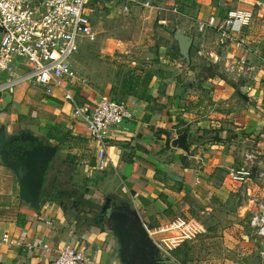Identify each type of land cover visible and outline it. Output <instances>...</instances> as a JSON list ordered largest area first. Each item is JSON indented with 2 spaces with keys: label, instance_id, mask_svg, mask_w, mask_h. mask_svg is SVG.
<instances>
[{
  "label": "crops",
  "instance_id": "obj_1",
  "mask_svg": "<svg viewBox=\"0 0 264 264\" xmlns=\"http://www.w3.org/2000/svg\"><path fill=\"white\" fill-rule=\"evenodd\" d=\"M226 1L158 0L168 11L134 9L131 15L137 26L133 32L144 37L150 32L147 42L109 35L101 51L108 55V40H117L114 51H123L124 60L110 53V68L105 71L88 65L83 76L73 70L76 79L70 95L78 105L116 97L126 101L134 114L111 128L104 145L75 115V106L60 88L45 94L39 86L23 84L13 94L0 96V264H53L57 252L46 250L44 243L51 248L62 244L81 249L94 264H124L119 239L107 220L113 204V208L129 205L128 210L148 228L167 224L186 210L189 197L205 196L199 183L205 182L215 166H241L243 151L251 143L261 149L259 163L264 173V71L260 70L264 30L254 31L250 26L240 34L252 49L250 62L260 76V81L252 83L248 77L230 81L223 74L227 62L239 55V46L214 29H198L212 15L225 17L231 9ZM255 3L264 6L261 0H241L236 9L253 10ZM92 10L96 38L98 11L105 21H120L119 12H125L123 4ZM176 12L198 23L192 33L176 28L194 38L190 63L180 53L176 29L169 31L176 25ZM247 83L253 88L249 90ZM215 131L223 140H214ZM24 133L58 147L45 183L57 187L51 199H41L39 208L19 197L18 177L3 156V141L19 139ZM182 133L187 134L188 150L175 143ZM106 154L108 163L102 169L99 163ZM255 192L264 197L263 189H247V195ZM68 193L92 201V209L101 212L111 197V206L100 220L103 226L88 205L77 203L66 213L59 199ZM250 202L245 200L246 205ZM5 235L21 244L5 242Z\"/></svg>",
  "mask_w": 264,
  "mask_h": 264
},
{
  "label": "built area",
  "instance_id": "obj_2",
  "mask_svg": "<svg viewBox=\"0 0 264 264\" xmlns=\"http://www.w3.org/2000/svg\"><path fill=\"white\" fill-rule=\"evenodd\" d=\"M91 1L0 0V71L8 73L5 80H0V96L13 94L23 84L39 86L45 94H52L56 88H60L75 106V115L83 120L92 137L104 145L111 128L132 119L134 114L124 100L104 96L95 104L81 106L70 95V87L76 79L72 57L83 42L96 40L89 11ZM101 1L107 4L121 3L125 12H129L132 6L164 9L153 0ZM252 19V10L233 9L222 19L210 16L199 24L198 29H214L227 42L239 46V55L229 60L224 69L229 78L240 80L248 77L253 83L260 81L259 72L250 62L252 49L240 35L251 26ZM260 70L264 71V60ZM247 88L250 90L253 86L247 83ZM247 156L253 161L255 154L249 153ZM107 163L106 154L100 160V168L103 169ZM251 172L250 168L233 169L234 178L239 180H245ZM250 227L254 235L264 240V202L259 203L258 209L250 217ZM147 230L159 252L157 264H183L175 250L184 241L194 238L200 232V226L197 221L180 216L167 224L147 227ZM3 240L11 245L21 244L8 235ZM31 247V244L28 245V248ZM43 247L57 252L53 264H94L81 249L62 244L51 248L49 243H44Z\"/></svg>",
  "mask_w": 264,
  "mask_h": 264
},
{
  "label": "rangeland",
  "instance_id": "obj_3",
  "mask_svg": "<svg viewBox=\"0 0 264 264\" xmlns=\"http://www.w3.org/2000/svg\"><path fill=\"white\" fill-rule=\"evenodd\" d=\"M153 1L160 4L158 0ZM226 2L228 8H231L229 11L233 8L236 9L237 5L241 4V0H227ZM91 3L89 9L107 7V3L101 0H92ZM121 5V3L110 4L113 7ZM180 6L181 4H179V8ZM134 9L142 10L145 8L132 6L129 12H119L121 15L120 21H105L100 17L102 14L100 11L96 13L94 28L99 32L98 36L96 41L87 40L83 42V50L72 57L71 61L75 72L82 73L81 75L84 76L88 65H90L89 67H98L100 71H105L106 68H110L111 59L109 58L113 57L110 53H115L117 60L123 59L120 56L125 54L123 51H114V45L118 43L117 40H108L111 46L108 55L101 51V45L104 44L109 35L113 39L120 38L124 41L134 37L139 44L144 41L147 42L151 37L150 32H147L148 35H145V37L140 36L138 31L133 32L137 26V22L131 15L134 13ZM180 9L182 10V8ZM163 11H168V9L165 8ZM252 11L254 12L251 30L261 32V30H264V6L255 3ZM92 12L93 10L90 14L93 18L94 14ZM174 18L176 25L174 24L172 28H169L170 33L180 27L185 28L189 31L188 33L196 31L197 21L194 20L193 22L190 19L187 21L178 12H176ZM82 51H85V53L82 54ZM80 59L85 60L83 64L78 63ZM223 74L227 78L225 69ZM7 77V72L0 71V80H5ZM228 79L230 81L234 80L231 77ZM252 144L256 146V143H251L250 146H247L246 151L244 149V161L240 164L241 166H234L236 169L240 167L252 169L251 175L246 177L245 180H239L234 178L233 166H215L207 173L209 176L205 179V182L199 183L205 196L189 197L187 200L188 207L177 216L193 219L200 226V232L194 238L184 241L175 250V254L183 261V264H264V240L254 235L250 227V217L258 209L259 203L264 202V197L261 194L255 192V194L247 195L249 187L264 190V173L259 163L262 156L261 149L259 151L253 148ZM251 152L255 154L253 161L247 156V153ZM203 199L205 200L204 203H202ZM245 200H252V202L246 205ZM201 204H205V206L202 208ZM114 206L115 204H113L111 211ZM125 208L131 209L129 205H125ZM158 256L159 252L157 251Z\"/></svg>",
  "mask_w": 264,
  "mask_h": 264
},
{
  "label": "water",
  "instance_id": "obj_4",
  "mask_svg": "<svg viewBox=\"0 0 264 264\" xmlns=\"http://www.w3.org/2000/svg\"><path fill=\"white\" fill-rule=\"evenodd\" d=\"M174 38L178 42L181 55L190 63L193 36L176 29ZM186 137L187 134L182 133L176 138L175 143L180 148L188 150ZM57 150V146L38 141L31 134L24 133L19 139L3 141L5 163L15 172L19 180V197L35 208H39L41 204L47 172ZM110 206L111 197H107L102 212L107 214ZM136 216L134 217L128 208L122 207L114 208L107 218L119 239L122 260L124 264H157V246L145 224L138 215ZM131 218L136 221L134 228L129 225Z\"/></svg>",
  "mask_w": 264,
  "mask_h": 264
},
{
  "label": "trees",
  "instance_id": "obj_5",
  "mask_svg": "<svg viewBox=\"0 0 264 264\" xmlns=\"http://www.w3.org/2000/svg\"><path fill=\"white\" fill-rule=\"evenodd\" d=\"M115 99H118L116 97H113ZM120 100V99H118ZM219 134V136H218ZM214 140L215 141H221L223 140V138H220V132L218 131H215L214 132ZM61 141V140H60ZM56 184L52 183L51 186L49 185H45L44 186V190H43V193H42V198L45 200V199H51V196L54 195V188H56ZM67 192V191H65ZM64 198H62L61 200L59 199V202H61V206L63 208V210L66 212V213H69V212H72V210H74L76 208V205L77 203L78 204H85V205H88L89 207H91V213H94L95 214V220L100 222V224H102V222L100 221L103 216H104V213L101 212L100 210H93L92 207H94V203L92 201H88V200H85V199H82V198H76L75 195L73 194H70L68 193L67 195L63 196ZM61 198V196H60ZM54 199V198H53ZM58 199V198H57ZM66 200V201H65ZM75 203V204H74ZM89 211V212H90ZM131 214L134 216V217H137L136 213L134 211H131ZM103 226V224H102Z\"/></svg>",
  "mask_w": 264,
  "mask_h": 264
},
{
  "label": "flooded vegetation",
  "instance_id": "obj_6",
  "mask_svg": "<svg viewBox=\"0 0 264 264\" xmlns=\"http://www.w3.org/2000/svg\"><path fill=\"white\" fill-rule=\"evenodd\" d=\"M129 225H130L131 228H134L136 226V221L133 218H131V221H130Z\"/></svg>",
  "mask_w": 264,
  "mask_h": 264
}]
</instances>
